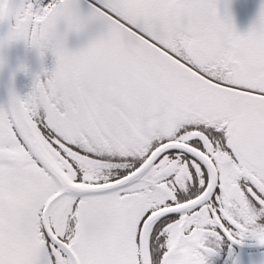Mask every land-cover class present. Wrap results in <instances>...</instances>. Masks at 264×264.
Returning a JSON list of instances; mask_svg holds the SVG:
<instances>
[{
	"label": "snow or ice",
	"instance_id": "obj_1",
	"mask_svg": "<svg viewBox=\"0 0 264 264\" xmlns=\"http://www.w3.org/2000/svg\"><path fill=\"white\" fill-rule=\"evenodd\" d=\"M218 3L0 0L15 21L0 46L55 58L0 107V264H206L224 241L264 245V3L245 34ZM90 24L101 34L69 51Z\"/></svg>",
	"mask_w": 264,
	"mask_h": 264
},
{
	"label": "flooded vegetation",
	"instance_id": "obj_2",
	"mask_svg": "<svg viewBox=\"0 0 264 264\" xmlns=\"http://www.w3.org/2000/svg\"><path fill=\"white\" fill-rule=\"evenodd\" d=\"M264 0H219L218 11L224 13L225 8L229 13L233 11V24L239 34H244L250 26L257 20L261 4ZM59 30L63 32L64 26L61 24ZM90 33L88 27L79 34L70 33L65 41V47L69 51H80L94 39L82 38L83 33ZM20 51L19 68L23 66L25 71H21L20 95L25 96L31 91L34 77L44 70L50 72L55 67V58L51 53H45L43 57L36 49L29 47L23 41ZM43 78V77H42ZM0 91V107H4ZM257 224L264 226V214L257 218ZM229 248L231 250H229ZM206 264H264V245H260L254 238L246 237L239 244L224 241L216 250V254L207 258Z\"/></svg>",
	"mask_w": 264,
	"mask_h": 264
},
{
	"label": "water",
	"instance_id": "obj_3",
	"mask_svg": "<svg viewBox=\"0 0 264 264\" xmlns=\"http://www.w3.org/2000/svg\"><path fill=\"white\" fill-rule=\"evenodd\" d=\"M96 0H78L79 9L82 13H87L90 5H94ZM10 6L13 8H18L22 5L26 6L27 3H30V0H9ZM229 13V9H227ZM225 12V11H224ZM221 15L224 13L220 12ZM231 17L232 13H229ZM233 21V19H232ZM15 23L13 18H9L6 21L0 22V37H3L9 31L11 25ZM90 33H83L82 38L86 39H96L100 34L102 29L95 24L87 25ZM85 27V28H86ZM252 26H250L251 28ZM249 28V29H250ZM248 29V30H249ZM248 30L245 32L247 33ZM244 33V34H245ZM22 41L13 42L8 44L5 48L0 49V91L2 94V101L4 107H7L9 100V92L14 91L18 96L20 95V81L21 75L20 68V51Z\"/></svg>",
	"mask_w": 264,
	"mask_h": 264
},
{
	"label": "built area",
	"instance_id": "obj_4",
	"mask_svg": "<svg viewBox=\"0 0 264 264\" xmlns=\"http://www.w3.org/2000/svg\"><path fill=\"white\" fill-rule=\"evenodd\" d=\"M35 2V9L38 7H44L47 6L50 2V0H34Z\"/></svg>",
	"mask_w": 264,
	"mask_h": 264
},
{
	"label": "clouds",
	"instance_id": "obj_5",
	"mask_svg": "<svg viewBox=\"0 0 264 264\" xmlns=\"http://www.w3.org/2000/svg\"><path fill=\"white\" fill-rule=\"evenodd\" d=\"M7 45H8V43H7V42H5V43H4L2 46H0V49H3V48H5ZM21 68H23V66H21ZM21 68H20V69H21ZM20 69H19V70H20Z\"/></svg>",
	"mask_w": 264,
	"mask_h": 264
}]
</instances>
